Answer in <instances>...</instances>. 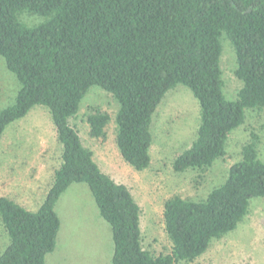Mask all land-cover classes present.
<instances>
[{"label": "trees", "instance_id": "16d2710c", "mask_svg": "<svg viewBox=\"0 0 264 264\" xmlns=\"http://www.w3.org/2000/svg\"><path fill=\"white\" fill-rule=\"evenodd\" d=\"M222 37L232 44L242 84L232 101L224 94ZM0 56L20 84L14 104L0 111V140L11 124L43 106L63 146L37 212L0 197L9 241L0 264H47L61 229L56 205L73 184L89 186L111 226L112 264L194 262L237 229L254 199H264V162L253 135L204 200L175 196L165 203L172 251L154 255L144 248L142 211L131 191L103 172L71 125L91 88L111 94L119 107L117 147L142 172L152 163L157 109L168 92L184 86L199 102V125L172 166L176 173L205 174L227 155L246 111H264V0H0ZM110 121L106 113L89 115L90 136L106 138Z\"/></svg>", "mask_w": 264, "mask_h": 264}, {"label": "rangeland", "instance_id": "374dc122", "mask_svg": "<svg viewBox=\"0 0 264 264\" xmlns=\"http://www.w3.org/2000/svg\"><path fill=\"white\" fill-rule=\"evenodd\" d=\"M26 16V15H25ZM43 22L42 18H36ZM221 66L224 94L236 100L242 84L235 76V52L222 37ZM20 84L0 56V111L14 104ZM118 104L104 90L93 87L84 98L78 115L71 120L82 143L94 153L95 161L119 184L129 188L139 204L144 248L154 255L169 254L172 244L164 224L165 203L179 196L204 200L227 177L231 166L242 158V148L257 137L258 156L264 162V111L247 110L245 124L228 141L227 155L205 174L176 173L174 159L196 138L200 106L193 93L178 86L167 93L154 116L151 129V167L136 171L123 159L116 144ZM102 112L111 117L106 138L90 136L89 115ZM63 146L47 108L35 107L22 120L11 124L0 140V197L15 200L37 212L61 165ZM61 219L55 251L47 264H112L114 250L111 226L101 217L86 183L71 185L56 205ZM0 218V253L8 246ZM182 264H264V199H254L249 213L237 229L212 242L209 250L194 262Z\"/></svg>", "mask_w": 264, "mask_h": 264}, {"label": "crops", "instance_id": "0c3cea01", "mask_svg": "<svg viewBox=\"0 0 264 264\" xmlns=\"http://www.w3.org/2000/svg\"><path fill=\"white\" fill-rule=\"evenodd\" d=\"M99 166H100V164H99ZM100 168H101V167H100ZM101 169H102V168H101ZM102 170H103V169H102ZM103 172L106 173L104 170H103ZM106 174H108V173H106ZM108 175H109V174H108Z\"/></svg>", "mask_w": 264, "mask_h": 264}]
</instances>
